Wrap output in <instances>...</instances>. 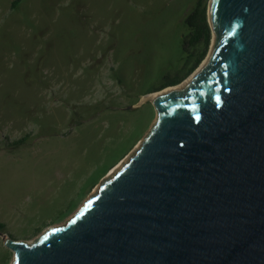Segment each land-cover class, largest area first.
<instances>
[{
  "label": "water",
  "instance_id": "1",
  "mask_svg": "<svg viewBox=\"0 0 264 264\" xmlns=\"http://www.w3.org/2000/svg\"><path fill=\"white\" fill-rule=\"evenodd\" d=\"M207 14L206 70L144 96L156 123L64 224L30 243L1 233L12 264H264V0Z\"/></svg>",
  "mask_w": 264,
  "mask_h": 264
},
{
  "label": "rangeland",
  "instance_id": "2",
  "mask_svg": "<svg viewBox=\"0 0 264 264\" xmlns=\"http://www.w3.org/2000/svg\"><path fill=\"white\" fill-rule=\"evenodd\" d=\"M11 2L0 0V264L14 260L1 233L30 243L64 224L144 140L157 117L144 96L190 64L195 0Z\"/></svg>",
  "mask_w": 264,
  "mask_h": 264
},
{
  "label": "trees",
  "instance_id": "3",
  "mask_svg": "<svg viewBox=\"0 0 264 264\" xmlns=\"http://www.w3.org/2000/svg\"><path fill=\"white\" fill-rule=\"evenodd\" d=\"M19 2L20 0H12L11 7L15 9ZM207 16V1L195 0L193 7L185 16V23L189 31L183 39V44L184 50L187 53L186 57L190 61L188 69L182 75H178L177 73L173 76L166 75L161 83L150 92L161 90L172 84L180 83L192 70H194L195 67L199 65L208 51L212 34ZM61 214H65V212L60 210L57 215L59 216ZM4 228L5 223L0 221V231H3Z\"/></svg>",
  "mask_w": 264,
  "mask_h": 264
},
{
  "label": "bare ground",
  "instance_id": "4",
  "mask_svg": "<svg viewBox=\"0 0 264 264\" xmlns=\"http://www.w3.org/2000/svg\"><path fill=\"white\" fill-rule=\"evenodd\" d=\"M217 33H215V31H213L212 34V44H210V50L209 52H207L206 56L202 59V61L199 63V65L197 67L194 68V70H192L180 83H176L170 86H167L165 88H162L161 90H157L154 91L150 94H148V96L150 97H155V96H159V95H163V94H167V93H175V94H180L184 89H186L190 84H192L195 79L203 72L206 70L211 56L213 54V52L215 51V47L217 44ZM143 143V140L140 142V144ZM140 144L136 145L135 149L131 152V154L127 155L124 159L119 160L110 170L108 173V176L111 178L118 170L119 168H121L127 160H129L130 156L133 154V152L140 146ZM99 187V186H98ZM97 187V190H98ZM96 190V192H97ZM96 194V193H95ZM94 194V195H95Z\"/></svg>",
  "mask_w": 264,
  "mask_h": 264
},
{
  "label": "crops",
  "instance_id": "5",
  "mask_svg": "<svg viewBox=\"0 0 264 264\" xmlns=\"http://www.w3.org/2000/svg\"><path fill=\"white\" fill-rule=\"evenodd\" d=\"M18 5H19V4H18ZM18 5H17V7H18ZM17 7H16V8H17ZM16 8H15V9H16Z\"/></svg>",
  "mask_w": 264,
  "mask_h": 264
}]
</instances>
